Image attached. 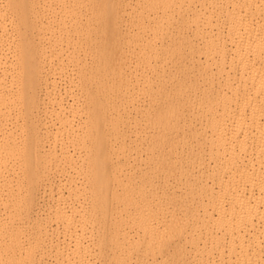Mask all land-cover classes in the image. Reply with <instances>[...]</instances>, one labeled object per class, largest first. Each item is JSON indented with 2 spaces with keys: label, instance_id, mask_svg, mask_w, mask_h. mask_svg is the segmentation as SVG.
Masks as SVG:
<instances>
[{
  "label": "bare ground",
  "instance_id": "6f19581e",
  "mask_svg": "<svg viewBox=\"0 0 264 264\" xmlns=\"http://www.w3.org/2000/svg\"><path fill=\"white\" fill-rule=\"evenodd\" d=\"M0 264H264V0H0Z\"/></svg>",
  "mask_w": 264,
  "mask_h": 264
}]
</instances>
